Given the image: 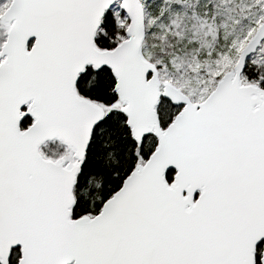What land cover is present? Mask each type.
Returning <instances> with one entry per match:
<instances>
[{
	"label": "snow or ice",
	"instance_id": "6c2138e0",
	"mask_svg": "<svg viewBox=\"0 0 264 264\" xmlns=\"http://www.w3.org/2000/svg\"><path fill=\"white\" fill-rule=\"evenodd\" d=\"M0 264H264V0H0Z\"/></svg>",
	"mask_w": 264,
	"mask_h": 264
}]
</instances>
